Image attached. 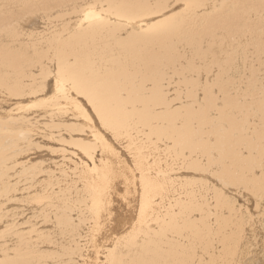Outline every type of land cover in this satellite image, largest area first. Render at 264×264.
<instances>
[{"label": "bare ground", "instance_id": "1", "mask_svg": "<svg viewBox=\"0 0 264 264\" xmlns=\"http://www.w3.org/2000/svg\"><path fill=\"white\" fill-rule=\"evenodd\" d=\"M0 264H264V0H0Z\"/></svg>", "mask_w": 264, "mask_h": 264}, {"label": "rangeland", "instance_id": "2", "mask_svg": "<svg viewBox=\"0 0 264 264\" xmlns=\"http://www.w3.org/2000/svg\"><path fill=\"white\" fill-rule=\"evenodd\" d=\"M39 120H41V119H39ZM79 122L82 123V119ZM34 128L36 130L33 129V131H32L31 143L29 144L28 141L27 142L25 141L24 143L21 142V144L18 146V148H16L14 150L15 151L14 155L16 156V159H18L17 161L20 160L19 161L20 163L21 162L24 163L25 161L27 163L30 162L31 165H32V163L33 164L36 163L35 165H40L42 167L55 169L58 166V164L61 162V160H62V157L64 155L63 150L71 148V147L61 143L60 141H58L56 139H52L50 137L45 138L47 135H45L46 133L45 134L41 133V132H43L42 130H40L41 131L40 134H44L43 135L44 137L42 135L39 136L38 132H39L40 128L39 129H37L36 127H34ZM33 134L35 135V137H34ZM28 160H29V162H28ZM16 169H17V167H16ZM18 170H19V168H18ZM12 174L13 173H11V175ZM12 180H14V182H16L17 177H13ZM22 186L23 185L21 184L20 187H22ZM22 189H25V188L22 187ZM16 194H17V199L18 200H15L14 202L9 204V209L11 210L10 212L11 213H15L16 212L15 214H19V215H16V218H17V220L19 222L21 221L20 223L26 222L27 220L30 219V217H31L30 220H32L33 219L32 217L34 216V211L31 209L32 205L31 204L28 205L27 204L28 202L25 201V199L28 196L27 195L28 194L27 191H23L22 190V191H19V193L17 192ZM32 213H33V215H32ZM12 217H13V215H12Z\"/></svg>", "mask_w": 264, "mask_h": 264}]
</instances>
